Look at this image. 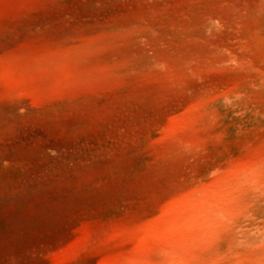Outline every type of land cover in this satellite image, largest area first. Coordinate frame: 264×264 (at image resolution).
Wrapping results in <instances>:
<instances>
[{
	"label": "rangeland",
	"instance_id": "1",
	"mask_svg": "<svg viewBox=\"0 0 264 264\" xmlns=\"http://www.w3.org/2000/svg\"><path fill=\"white\" fill-rule=\"evenodd\" d=\"M0 264H264V0H0Z\"/></svg>",
	"mask_w": 264,
	"mask_h": 264
}]
</instances>
